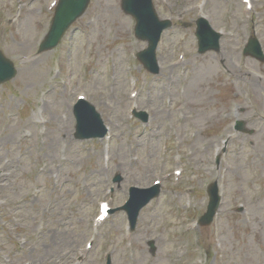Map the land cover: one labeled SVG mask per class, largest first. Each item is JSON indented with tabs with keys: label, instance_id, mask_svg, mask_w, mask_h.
<instances>
[{
	"label": "rangeland",
	"instance_id": "rangeland-1",
	"mask_svg": "<svg viewBox=\"0 0 264 264\" xmlns=\"http://www.w3.org/2000/svg\"><path fill=\"white\" fill-rule=\"evenodd\" d=\"M56 1L0 0V48L18 68L0 86V264H105L112 251L113 264H264V62L242 53L252 28L264 50V0H154L173 23L156 75L135 57L147 43L121 0H91L61 44L37 54ZM199 15L227 33L219 52L197 53ZM79 95L104 118L107 139L74 137ZM237 118L247 133H234ZM118 174L121 189L109 194ZM155 180L161 194L134 233L123 211L98 229L101 201L116 208L126 184ZM214 180L222 206L193 231Z\"/></svg>",
	"mask_w": 264,
	"mask_h": 264
},
{
	"label": "water",
	"instance_id": "water-1",
	"mask_svg": "<svg viewBox=\"0 0 264 264\" xmlns=\"http://www.w3.org/2000/svg\"><path fill=\"white\" fill-rule=\"evenodd\" d=\"M89 0H61L56 15L53 20L51 30L46 37L45 41L41 45V50L51 49L55 47L61 40L67 28L72 24L78 16H80ZM123 9L125 12L132 14L137 22V35L139 38L147 40L149 47L146 51L141 53L140 59L144 63L145 67L152 72H158V66L155 58V48L159 40L161 31L168 26V22H162L158 19L151 0H124ZM209 33L208 29L201 24V29L197 33L199 39L203 42L206 35ZM254 55L258 58H264L260 46L255 42ZM207 48L205 47L204 50ZM16 74L13 64L4 56L0 50V84L7 80L12 79ZM76 114L78 117V136L82 138H88L92 136H101L98 126L100 127V119L95 109L90 108L82 104L76 108ZM87 123L92 124V128L87 130ZM211 196L212 191H211ZM152 197L154 193L144 194V196L134 204L133 207H127L132 214L135 221L139 210L144 206ZM134 199L131 200L133 202ZM217 205H210V212L205 217V223L210 220L211 213L215 212ZM134 226V223H133Z\"/></svg>",
	"mask_w": 264,
	"mask_h": 264
}]
</instances>
